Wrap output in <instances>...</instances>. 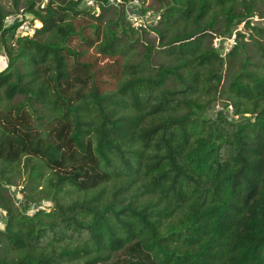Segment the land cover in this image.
<instances>
[{"label": "trees", "instance_id": "1", "mask_svg": "<svg viewBox=\"0 0 264 264\" xmlns=\"http://www.w3.org/2000/svg\"><path fill=\"white\" fill-rule=\"evenodd\" d=\"M19 1L0 4V264H264V0H156L141 29L110 0H29L39 28L14 39ZM217 101L230 115L201 117Z\"/></svg>", "mask_w": 264, "mask_h": 264}, {"label": "rangeland", "instance_id": "2", "mask_svg": "<svg viewBox=\"0 0 264 264\" xmlns=\"http://www.w3.org/2000/svg\"><path fill=\"white\" fill-rule=\"evenodd\" d=\"M26 1L29 0H20L19 1V9H18V13L21 14L22 11L24 10L23 5ZM37 2V0H34ZM40 2H42V4L44 5L46 1L44 0H40ZM81 7H86L85 5V0L81 1ZM110 2H113L114 4H117L119 6L124 4V21L126 24H128L130 27L136 28L141 24H145L144 22H148L152 19V15L150 16V18L147 19V15L150 13H152L154 10H156L158 8V4L156 2V0H110ZM0 4L5 8L6 11L11 12V0H0ZM155 13V12H154ZM156 14V13H155ZM110 17H114L112 14H110ZM39 25V24H38ZM242 26H240L239 28H241ZM37 28H39V26H37ZM118 33L121 31V29L117 30ZM150 37H148L149 39ZM151 39V38H150ZM152 40V39H151ZM8 46V44H7ZM5 46V49L6 47ZM12 46H14V43H12ZM15 48V47H13ZM225 48H230V44L227 43L226 41H224L221 44V49L218 51L219 54H222V52L225 50ZM142 50V48H140ZM21 98H16L12 103L16 104L18 101H20ZM1 109V106H0ZM224 111L227 115H230L231 111L230 108L227 104H225L222 101H217L212 103L211 105H209V107H207V109L201 113V117L206 118V119H212L215 117L216 112L218 111ZM40 115V114H39ZM246 118H235L236 121H240V122H244ZM20 174L18 176V178H15L13 180V185L10 188V192L11 194H13L15 196V198H18L20 196V194L18 193L19 190L21 189L22 185L26 184V176L25 174L22 172V169H20ZM18 205V202H17ZM50 206V202L49 201H42V203L40 205H38V207L42 208V207H49ZM38 207H33L31 208L32 211H35V209H38ZM32 213V212H31ZM30 213V214H31ZM4 224V219L0 221V228L3 227Z\"/></svg>", "mask_w": 264, "mask_h": 264}, {"label": "built area", "instance_id": "3", "mask_svg": "<svg viewBox=\"0 0 264 264\" xmlns=\"http://www.w3.org/2000/svg\"><path fill=\"white\" fill-rule=\"evenodd\" d=\"M85 5L86 7L94 8V3L92 0H85ZM95 10H96L95 13L97 14L98 10L97 9ZM151 15H152V19L150 21L144 22L145 24H141L136 28L141 29V28H146L149 25L156 24L157 21L159 20V16L152 12L150 13V15L149 14L147 15V19L150 18ZM249 23L251 26H258V27L264 26V17L261 18L256 15L252 16L251 18H249ZM38 24L40 23L35 21L32 15L25 14V13H21V14L14 15V16H8L5 19L6 28L14 27V30L12 31V36L14 39L31 38L34 35ZM220 41H223V42L226 41L227 43L230 44V48H225V50L223 51L225 54L235 45V32L229 38L213 40L214 48L219 47ZM4 63H5L4 57L0 53V70L3 67ZM4 217H5V212L0 208V221L3 220Z\"/></svg>", "mask_w": 264, "mask_h": 264}]
</instances>
